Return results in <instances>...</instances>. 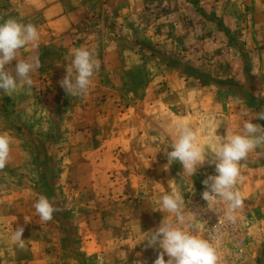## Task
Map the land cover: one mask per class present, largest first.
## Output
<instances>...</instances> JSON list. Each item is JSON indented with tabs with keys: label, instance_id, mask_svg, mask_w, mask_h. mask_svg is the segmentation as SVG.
I'll use <instances>...</instances> for the list:
<instances>
[{
	"label": "rangeland",
	"instance_id": "374dc122",
	"mask_svg": "<svg viewBox=\"0 0 264 264\" xmlns=\"http://www.w3.org/2000/svg\"><path fill=\"white\" fill-rule=\"evenodd\" d=\"M189 1L193 12L188 13L203 18L197 32L186 38L189 22L173 21L158 24L154 32L138 31L125 39V46L139 53L137 66L121 70L116 80L106 78L107 85L100 84L98 72L90 89L96 97L91 103L66 100L69 95L59 88L66 69L50 68L59 56L52 53L44 56L43 84L12 96L0 90V132L10 131L12 142L23 153L21 164L6 165L0 171V191L13 193L19 202L6 204V210L13 211L9 212L10 223L30 228L23 233V249L15 243L6 246L19 256L16 264H30L28 259L36 255H42L46 264H154L147 260V253L151 257L147 242H135L151 228L150 223L142 222L146 230L116 224L122 216L116 212L125 202L130 204L133 188L161 192L165 187L131 182L130 177L146 181L156 167L140 166L137 159V164L128 165L135 152L125 143L141 145V159L150 160L159 144L153 138L162 136L171 144L166 128L175 122L190 124L199 142L206 145L210 137L223 138L239 131L252 112L264 111V96L257 95L264 91V12L255 5L257 0L236 4L230 0L207 8H201L199 0ZM150 8L160 17L171 7ZM177 11L178 7H172L166 14L174 17ZM57 90L59 102L43 98ZM38 112L45 114L37 116ZM252 122L264 126L262 119ZM83 130L86 134L77 133ZM165 147L160 145L164 156ZM249 158H264V148L255 149ZM158 167L163 174V165ZM201 167L189 178L178 162L170 166L173 186L184 195L189 210L192 199L205 188L202 181L215 174L214 165ZM123 189L126 198L121 201L117 191ZM41 194L62 210L49 222H42L33 207ZM141 202L149 203L147 198ZM159 251L157 247L156 258ZM243 259H233L234 264Z\"/></svg>",
	"mask_w": 264,
	"mask_h": 264
},
{
	"label": "crops",
	"instance_id": "0c3cea01",
	"mask_svg": "<svg viewBox=\"0 0 264 264\" xmlns=\"http://www.w3.org/2000/svg\"><path fill=\"white\" fill-rule=\"evenodd\" d=\"M229 1L230 0H199V5L201 8H207L223 4V2L227 4ZM232 1L236 4L237 2L235 1L238 0ZM255 5L264 12V0H257ZM152 6H161L163 8L171 7L170 9L167 8L166 12H170L172 7H178L177 15L172 17L166 14V12H163L160 17H157V15L154 14V9L150 8ZM0 7H4V9H0V13L3 15V19L0 18V22H3V20L9 17H14L21 23H32L38 29V46L36 48L27 46L20 50L22 59L29 61L38 60L41 65L31 73L33 79L32 86L44 83L40 72L41 69L45 68L43 67L45 53L59 55L57 56V60L50 65V68L58 71L60 69H66V66L71 60V51L73 49L81 46H87L93 49L98 59L101 61L98 81L101 85H107L108 82H106V78L116 80L118 78L117 74L120 73L121 70L133 69L139 62V53H137L133 47L125 46V42H128L124 41L125 39H129V37L133 38L134 34L138 31H142V33L154 32L157 30L155 27H157L158 24L173 21H181L185 24L189 22L190 32L188 33L186 31L184 33L186 38H188L193 35L192 33L197 32L200 25L204 24L203 18L200 17V15L196 13L190 15L188 13V11L193 12V7L189 0H0ZM214 16L219 17V13H216ZM197 36H201L200 32ZM61 54L64 55L62 58H60ZM15 63L16 61L14 60L11 67L14 68ZM100 80H104L103 84ZM57 91L58 93L55 91L52 95H44L43 98L50 99L51 102H59L60 95L59 90ZM92 93L95 92L90 91L87 98L69 96L66 100L69 102L79 99L77 101L91 103L96 99L95 95ZM109 100L106 94V103H108ZM84 108L86 107L84 106ZM26 113L29 115L27 111ZM85 113L87 114V112ZM23 114L24 113H22V115ZM44 114L45 113L38 112L37 116H44ZM102 114L104 117V113ZM30 115L32 114L30 113ZM27 126H24L23 129L28 128ZM106 130H109V128L107 127ZM83 132L86 134L85 130L78 131L77 133L80 134ZM0 133L8 134L11 132L4 130ZM111 145L115 146L116 144L111 143ZM125 146H128L131 152H135V154L133 153L135 155L133 161L130 160L128 165L138 163L140 166L151 165L156 167L153 171L154 175H148L146 181L143 178H139L136 174L139 179L130 177L131 182L140 184L142 182L146 183L147 181L160 183L162 187H165V190H161V192L153 190L151 192L143 188H133V193L130 195L132 196L130 204L127 205L125 202V205H122L121 209L116 212L122 215L118 219L119 223L116 222V224L129 227L133 226L138 230H146V227L142 223L146 221L150 223L151 228L149 230L155 229L159 226L163 216L168 215L167 213L163 214L160 211L153 210L159 207V203L156 202V197H161L170 192L167 185H169L168 181L172 180L174 176L172 168L164 171L163 174L160 173V168L158 166L167 163L162 151L157 152V150L153 149L151 151V159L149 160L147 157L145 160L140 157L143 151L141 145L138 143L133 144V142H126ZM22 156V147L12 142L10 160L7 165L21 164L23 162ZM136 159L137 163H135ZM163 159L165 160L164 163L162 162ZM254 161L260 162L255 163ZM206 166L208 168L212 165L205 162L202 167H200L206 168ZM198 170L199 167L197 171ZM241 174L244 177V182L238 185V187L245 197V208L250 214V220L247 227L248 245L246 255L240 264H264V158H260L259 160L249 158L246 160L245 163L241 164ZM132 176L135 177V175ZM124 192H126L124 189L117 191V194L123 197L121 201H124L126 198L124 197ZM2 194L4 193L0 191V209L3 210V213L0 214V247L3 246V250H0V264H16L20 260L19 256L13 255L10 249H6V246L13 245L14 242L11 240L13 229L21 225V223H13L14 225L10 223V216L13 211H10L9 208V210H6V204H10L9 202L12 203L14 201L16 205H19V202L13 197V193ZM145 198L149 201L148 205L141 204V199ZM186 211L190 213L188 206L186 207ZM9 212L11 213L9 214ZM146 215L147 219H145ZM129 218H131V221L125 222L129 220ZM193 223L199 225L196 221H193ZM200 228L199 225V230L195 234L204 238ZM25 229L30 228L27 226ZM35 229H37V226H35ZM149 230L147 229V231ZM117 242H119V240H117ZM135 242L142 243L141 237L135 238ZM123 243H128V241L123 239ZM128 244H130V242ZM156 251L157 248L149 247L148 252L151 254L152 259L147 253L148 262L152 260L154 263L153 260L156 259ZM36 256L38 257L28 259L30 264H46L47 260H45L42 255ZM165 259L167 260L168 257L165 256ZM219 264H234V261L220 257Z\"/></svg>",
	"mask_w": 264,
	"mask_h": 264
},
{
	"label": "clouds",
	"instance_id": "9594fccd",
	"mask_svg": "<svg viewBox=\"0 0 264 264\" xmlns=\"http://www.w3.org/2000/svg\"><path fill=\"white\" fill-rule=\"evenodd\" d=\"M38 41L39 32L32 23L24 24L14 17L0 22V90L4 94L12 96L24 88L30 92L33 85L31 73L41 65L38 60L22 59L20 50L27 46L36 48ZM100 68L101 61L93 49L87 46L75 48L66 66V75L59 84L70 97L87 98ZM257 95L264 96V91ZM254 119L264 120V111L252 112L251 118L244 121L239 131L223 138L210 137L206 145L199 142L198 133L190 124L181 121L166 128L172 137L171 144L162 136L153 138V142L159 141L157 152L161 151L160 145L171 148V151L164 148L167 158L164 171L178 162L190 178L205 162L214 165L215 174L202 181L205 186L202 199L206 201L208 211L222 215L225 221L232 224L237 222L238 211L245 206V197L238 187L244 182L241 162L246 161L255 149L264 148V126L253 123ZM11 144L12 137L0 133V171L10 160ZM168 184L170 192L160 197L158 209L153 210L168 215L163 216L158 227L143 232L141 236V241H146L148 247L160 250L154 264H219L214 238H201L195 234L199 225L193 223V215L186 211L184 195L173 186L174 180H169ZM33 207L42 222L51 221L54 213L62 211L43 194L38 196ZM24 231V226L19 225L11 235V240L20 249L25 246V239L22 238Z\"/></svg>",
	"mask_w": 264,
	"mask_h": 264
},
{
	"label": "built area",
	"instance_id": "2783aa9c",
	"mask_svg": "<svg viewBox=\"0 0 264 264\" xmlns=\"http://www.w3.org/2000/svg\"><path fill=\"white\" fill-rule=\"evenodd\" d=\"M190 214L201 226L204 237L214 238L219 257L230 260L245 257L248 245L247 227L250 220V214L245 206L238 211L237 222L228 223L222 215L218 216L215 212L207 210V203L200 193L191 201Z\"/></svg>",
	"mask_w": 264,
	"mask_h": 264
}]
</instances>
